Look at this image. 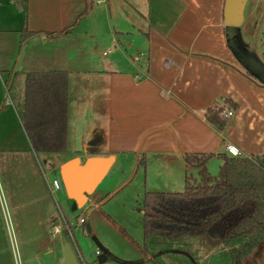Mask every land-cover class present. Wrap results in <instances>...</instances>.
Returning a JSON list of instances; mask_svg holds the SVG:
<instances>
[{"label":"crops","instance_id":"0c3cea01","mask_svg":"<svg viewBox=\"0 0 264 264\" xmlns=\"http://www.w3.org/2000/svg\"><path fill=\"white\" fill-rule=\"evenodd\" d=\"M224 8L225 0H0L1 181L15 211L30 210V261L50 253L38 263L59 264L69 242L52 179L29 157L38 153L26 130L31 72L68 73L67 148L42 152L65 154L54 177L73 156L113 154L109 171L120 163L131 181L141 170L147 191L181 188L199 170L187 166L189 153H212V173L232 155L227 143L264 154V83L229 47ZM263 23L264 0H247L242 30L262 53ZM73 129H83L77 141ZM141 250L145 264L153 256ZM0 264L13 263L0 255Z\"/></svg>","mask_w":264,"mask_h":264},{"label":"trees","instance_id":"16d2710c","mask_svg":"<svg viewBox=\"0 0 264 264\" xmlns=\"http://www.w3.org/2000/svg\"><path fill=\"white\" fill-rule=\"evenodd\" d=\"M87 6L85 13L88 12ZM27 30V29H26ZM24 37L30 31H26ZM27 132L37 152L67 148L68 73L53 70L29 73ZM216 120L222 115L216 113ZM213 119H215L213 117ZM226 119L219 122L224 126ZM212 153H189L181 191L148 190L143 199L144 235L175 239L208 235L231 246L235 264L264 234V154L223 155L218 174L207 162ZM148 252L146 244L141 245Z\"/></svg>","mask_w":264,"mask_h":264},{"label":"rangeland","instance_id":"374dc122","mask_svg":"<svg viewBox=\"0 0 264 264\" xmlns=\"http://www.w3.org/2000/svg\"><path fill=\"white\" fill-rule=\"evenodd\" d=\"M262 30L264 32V23ZM241 34L244 42L248 41L251 48L255 47L264 60V53L257 38L244 30ZM73 130L76 132L77 141L83 129ZM29 157L35 161L40 173L44 170L46 175L53 179L59 174L57 158H64L65 154L60 153L58 156L38 152L36 156H31L29 152ZM119 164L113 166L84 206L72 210L66 193L61 190L57 191L59 202L53 201V209L58 213V222L65 226L66 239L72 244L81 264H143L138 262L141 258L144 260L143 256L138 255L142 251L139 244H146L150 251L147 256L154 258H148L149 261L145 264H235L230 249L222 248L224 243L208 235H184L175 239L150 235L146 238L143 227V199L147 191L144 186L145 175L140 170L136 178L128 181L127 177L122 175L123 166ZM212 170L218 174L219 167L213 165ZM1 176L0 169V255L4 256L6 261L10 259L13 264H39L40 260L43 261L52 254H42L36 261H30L29 255L32 253L26 250L25 238L32 231L26 229L28 222L22 221L30 210L26 205L21 212L17 209L15 211V206L4 193ZM181 186L178 188V185L170 184L169 189L161 190H184V185ZM81 216L85 217L84 223L79 221ZM22 226L23 229L25 226L24 230ZM61 236L63 235L60 233L58 237ZM97 249L100 252H97ZM104 249L115 256L101 261L99 255ZM237 263L264 264V246L257 244L251 251L238 255Z\"/></svg>","mask_w":264,"mask_h":264},{"label":"water","instance_id":"95a60500","mask_svg":"<svg viewBox=\"0 0 264 264\" xmlns=\"http://www.w3.org/2000/svg\"><path fill=\"white\" fill-rule=\"evenodd\" d=\"M247 0H225L224 21L227 42L241 64L264 83V63L242 36V23ZM115 156L89 155L85 159L76 155L60 165V176L72 210L84 206L97 185L108 173ZM65 260L59 264H81L70 242L64 247ZM115 256L107 249L99 255L101 261ZM116 258V257H115ZM131 262V261H127Z\"/></svg>","mask_w":264,"mask_h":264},{"label":"built area","instance_id":"2783aa9c","mask_svg":"<svg viewBox=\"0 0 264 264\" xmlns=\"http://www.w3.org/2000/svg\"><path fill=\"white\" fill-rule=\"evenodd\" d=\"M223 112H224L225 116H229V115L233 114L234 111L232 109H230L228 111L226 109H224ZM226 147L232 155L242 154L241 150L236 145H234L232 143H227ZM50 188H51V191H52L54 197L56 198L57 202H59V198L57 197V191L58 190L64 191V184H63L62 178L60 176L54 177L50 181ZM79 221H80V223H84L85 217L81 216L79 218ZM66 223L68 225L67 220H66ZM97 252H100V250L98 249Z\"/></svg>","mask_w":264,"mask_h":264}]
</instances>
